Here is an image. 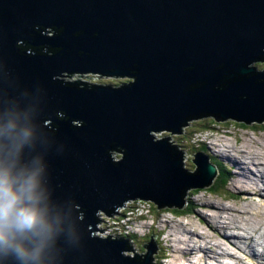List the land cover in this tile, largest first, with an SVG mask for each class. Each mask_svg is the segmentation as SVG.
<instances>
[{
    "label": "water",
    "instance_id": "95a60500",
    "mask_svg": "<svg viewBox=\"0 0 264 264\" xmlns=\"http://www.w3.org/2000/svg\"><path fill=\"white\" fill-rule=\"evenodd\" d=\"M257 61L264 0H0V167L42 169L56 232L41 264H154L155 235L137 255L127 238L95 234L98 211L137 199L182 209L188 189L209 185L207 155L190 154L189 171L170 135L151 132L201 117L264 122ZM75 72L133 80L60 79ZM9 123L27 141L6 138Z\"/></svg>",
    "mask_w": 264,
    "mask_h": 264
},
{
    "label": "rangeland",
    "instance_id": "374dc122",
    "mask_svg": "<svg viewBox=\"0 0 264 264\" xmlns=\"http://www.w3.org/2000/svg\"><path fill=\"white\" fill-rule=\"evenodd\" d=\"M254 65H257V67L261 69L264 67V62L257 61L254 63ZM64 79L72 82L85 81L88 84L110 83L112 85L113 84L119 85L120 83L128 82L130 80L129 78L126 77L112 78V77L100 76V74L94 72H92V74L90 73L84 74V72H76L74 76L69 75V78L64 76ZM186 122L189 125L187 126L184 125L182 128H184L185 126L186 127L179 134L171 133V131L168 130H161L159 132L152 131V136L154 138H163L170 135V139H168V142H171L172 145L180 146L181 150L183 151L182 160H181L182 163H184L183 168L187 170L192 171L194 170V166H195L194 162L191 161V159L194 158V155H190V154H194L196 150L195 151L194 149L192 150V147L190 145H193L194 147L196 146L198 147L199 145L202 146L204 148V151L209 155L210 159L215 158L216 160H220L221 164L227 165L228 168H231L233 162L230 159H226L225 157H222L220 155V151L225 149L223 148L225 144L235 145L237 150L247 149L248 154L246 155L242 154V152L240 155L235 153L236 154L235 157L241 160L243 156H246V158L249 159L253 158L251 157V153L264 152V123H252L243 126L241 123L231 119H227L225 121H215L211 117H201L199 119H192V120L190 119L187 120ZM204 123H207L209 128H203L202 124ZM188 129L190 130V133L189 135H185V132ZM199 149L202 150V148ZM230 152L234 153L235 151L233 149H230ZM232 153L230 154L233 155ZM112 155L116 160L121 157L120 152L114 153ZM249 162L253 165L251 161ZM245 172H248V169L241 171L242 174H244ZM247 175L250 176L249 174ZM229 177H230V181L228 185H226L222 190H219V191H223L225 189L226 193L211 192L210 190L207 189V186L189 190L187 192L186 197L188 199L189 206H191V209L187 210L186 213L182 211L183 208L178 209L174 207H164L161 209H157V206L153 204L151 201L140 200V199L126 201L122 207L116 209V212L119 214L113 213L111 214V216H107L103 211L100 210L98 211L99 213H97L100 223L96 224L98 227L97 228L98 231H96L95 234L102 236H106L107 234H110L116 236L118 233H122L125 235V238L129 240L132 250L137 255H141L146 252V248L143 247L142 244L147 242L148 240L150 241L151 239L150 235H155L154 242L158 249L155 250V252L157 253H154L152 255V257L154 256L153 258L154 264L155 262L159 264H184V262H186L188 264L187 259L191 257L192 259L200 258V255L198 254H193V253L189 254L187 251L188 246L197 248L198 245L200 247L202 245L204 246V243L201 241H197L195 243L192 242L189 245L182 244L181 246V244H179L178 245L179 248L182 247L185 248L184 254L182 253L184 250H180L181 251L180 254L173 251L176 250L177 247L176 239L178 238L180 239L184 237V235H182L184 234L183 230H185L188 227L193 230L198 229L207 235L210 234L208 239H214L217 241L221 240L219 234H213L209 225L207 224L206 218L202 217V215L209 216L210 213L211 214L213 213L211 210H209V208L208 209L204 208V206H206L204 203L210 201L216 204L217 203L225 204L228 206H233L238 210L242 205L248 203L245 200L247 197L232 198V196L229 194L231 192H233V194H237V192L240 189L239 188L240 185H234V183L238 179V174L235 168H233V170L230 171ZM262 199H264L262 195H255V201L260 202V204L262 203ZM129 208H131L130 211ZM185 208H188V206H185ZM173 209H177V210H173ZM123 212L126 214V216L124 218L119 217L120 214ZM254 216L258 218V219L255 218L256 220L255 224L259 223L258 227H256L259 230L256 233H254V237H255L258 236L257 233L259 231L264 232V215H262V217L257 215ZM127 220H129L130 224L128 225V227H126L127 228L126 229L123 227L126 226L124 225V223H126ZM176 232L178 233L175 234ZM244 243L248 244V242H244ZM241 245L242 246L244 245L243 242H241ZM261 246L264 247V245ZM248 249L249 248H247L246 251H248ZM227 252H233V249L230 246H228ZM124 253L129 256H134V253L132 251H125ZM227 259L229 260V263L233 262L232 259L230 258ZM256 259L258 260L259 258ZM260 260L261 259H259V261ZM223 262L227 263L226 261ZM252 262H254V260L251 257H248L247 259L243 260L242 264H249V263L252 264ZM262 262H263V258L260 264ZM192 263L195 264L194 262ZM209 263H211V261H209V259H206L205 264H209ZM255 264H259V262L258 263L256 262Z\"/></svg>",
    "mask_w": 264,
    "mask_h": 264
},
{
    "label": "bare ground",
    "instance_id": "6f19581e",
    "mask_svg": "<svg viewBox=\"0 0 264 264\" xmlns=\"http://www.w3.org/2000/svg\"><path fill=\"white\" fill-rule=\"evenodd\" d=\"M49 32L51 33L52 31L48 30V33ZM87 73L89 74L90 72H87ZM94 73H97V72H94ZM74 74H76V72L71 73L70 76H74ZM100 76L119 78V76H113V75L100 74ZM124 77L129 78L130 79L129 81L133 80V77H128L126 75L120 76V78H124ZM60 79L64 82H72V81L65 80L64 76H61ZM82 82H85V81H82ZM196 119H199V118H196ZM184 128H181V131H183ZM159 139L161 138H154V140H159ZM223 148L225 149L220 151V155L222 157H225L226 159H230L233 162L231 168L226 169L227 177L230 181V177H229L230 171L233 170V168H235L238 174V179L236 178L237 181L234 183V185H240L239 187L240 189L237 192V194H233V192L229 194L232 196V198H237V197L246 198L247 197L245 200L248 203L247 204L243 203L244 205H242L240 209L238 210L234 208L233 206H228L225 204H220V203L216 204L210 201L205 202L204 204L206 206H204V208L206 209L209 208V210H211L213 213L212 214L210 213L209 216L202 215V217L206 218L207 224L209 225L213 234H219L221 240L217 241L214 239H208L210 234L207 235L198 229L193 230L188 227L185 230H183L184 234L182 235H184V237L180 239L175 238L177 241V247H176V250H173V251L180 254L181 253L180 250H184L182 252L184 254L185 248L184 247L179 248L178 247L179 244H181L182 246V244L189 245L192 242L195 243L197 241H201L204 243L205 247L203 245H202L203 247L202 246L200 247L198 245L197 248L188 246L187 251L189 254L193 253V254L200 255V258H199L200 260L198 258L192 259V257L187 259L188 264H193L192 262H194L195 264H203V263L205 264L206 259H209V261H211V263L209 264H242L243 260L247 259L248 257H251L254 260L252 264H255L256 262L257 263L259 262L260 264L263 258V262L261 264H264V247L261 246V245H264V232L259 231L257 233L258 236L254 237V233H256L259 230L256 228L258 227L259 223L255 224V221H256L255 218L256 219L258 218L254 215L261 216V217L262 215H264V206H263L264 204H262L264 203V199H262L261 204L260 202L255 201V195H262L264 197V193H263L264 192V158H263L264 152L251 153V157L253 158L249 159V158H246V156H243L241 160L235 157L236 156L235 153L240 155L242 152V154L246 155L248 154L247 149L237 150L236 146L231 145V144H228V145L225 144ZM230 149H233L235 152L234 153L230 152ZM230 153H232L233 155H231ZM113 154H114V151H113ZM246 159L251 161L253 165ZM245 169H248V172H245L244 174H242L241 171L242 170L244 171ZM247 174H249L250 176H248ZM193 189L194 188H191L190 190H193ZM223 192L226 193L225 189L223 190ZM177 233L178 232H176L175 234ZM241 242H243L244 244L243 246L241 245ZM244 242H248V244H245ZM228 246H230L233 249V252H227ZM190 248H193V249H190ZM247 248H249L248 251H246ZM241 254H244L245 256ZM219 258H222V259H219ZM227 258L232 259L233 262L229 263V260ZM256 258H259L261 260L259 261V259L257 260ZM223 261H226L227 263H224ZM155 264H157V262H155ZM184 264H187V263L184 262Z\"/></svg>",
    "mask_w": 264,
    "mask_h": 264
},
{
    "label": "clouds",
    "instance_id": "9594fccd",
    "mask_svg": "<svg viewBox=\"0 0 264 264\" xmlns=\"http://www.w3.org/2000/svg\"><path fill=\"white\" fill-rule=\"evenodd\" d=\"M15 128L13 123L7 125L4 132L6 138L14 144L17 139L27 141L30 132L22 129L18 136L11 135ZM200 148L202 150L198 151L207 155L209 163L213 164L216 170L218 168V172L221 171L220 160L210 159L204 148ZM13 168L14 165L0 167V255L5 258L12 257L16 264H41L43 253L56 232L53 222L49 219L46 196L41 188L42 169L21 168L14 172ZM195 168L196 165L194 170ZM187 192L183 208L185 205L191 207L186 199ZM129 224L127 221L123 228Z\"/></svg>",
    "mask_w": 264,
    "mask_h": 264
},
{
    "label": "trees",
    "instance_id": "16d2710c",
    "mask_svg": "<svg viewBox=\"0 0 264 264\" xmlns=\"http://www.w3.org/2000/svg\"><path fill=\"white\" fill-rule=\"evenodd\" d=\"M89 84H92V83H89ZM214 122V121H213ZM264 123V122H263ZM243 126H246L247 124H243V123H241ZM202 127L203 128H209V126L207 125V123H204V125L202 124ZM189 133H190V130L188 129L186 132H185V135H189ZM178 146V147H177ZM177 146H173V147H175L176 148V150L177 151H181V148H180V146L179 145H177ZM191 147H192V150L194 149V151L196 150V151H198V150H200L199 148H200V145L197 147H194L193 145H190ZM175 150V149H174ZM195 151V152H196ZM118 151H116L115 152V150H114V153H117ZM194 152V153H195ZM175 153H176V151H175ZM179 159H181V157H179ZM210 161V160H209ZM183 165H184V163H183ZM227 182H228V177H227V172H226V167H223L222 169H221V171H219L218 172V175H215V178H214V181H213V183H211V185L209 186V187H207V189L208 190H210L211 192H217V193H224L223 191H219V190H222L225 186H226V184H227ZM208 186V185H207ZM219 191V192H218ZM186 199H187V197H186ZM185 206H187V205H185ZM156 207V206H155ZM189 209H191V207H188V208H183L182 209V211L184 212V213H186V211L187 210H189ZM128 210V209H127ZM131 210V208H129V211ZM173 210H177V209H173ZM184 213H182V214H184ZM126 216V214L123 212V213H121V215H120V217L121 218H124ZM120 218V219H121ZM117 235H121V236H123V237H125V235L124 234H122V233H118ZM149 237V236H148ZM161 253V252H160ZM158 264V263H157Z\"/></svg>",
    "mask_w": 264,
    "mask_h": 264
}]
</instances>
